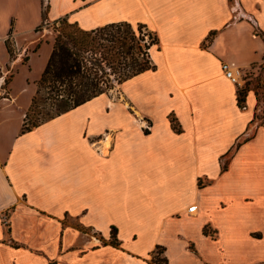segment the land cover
I'll return each instance as SVG.
<instances>
[{
  "label": "crops",
  "instance_id": "0c3cea01",
  "mask_svg": "<svg viewBox=\"0 0 264 264\" xmlns=\"http://www.w3.org/2000/svg\"><path fill=\"white\" fill-rule=\"evenodd\" d=\"M25 1L0 0V264H161L158 246L166 264H264V98L240 107L221 70L264 66V0H36L30 25ZM61 19L147 24L156 69L23 130Z\"/></svg>",
  "mask_w": 264,
  "mask_h": 264
},
{
  "label": "trees",
  "instance_id": "16d2710c",
  "mask_svg": "<svg viewBox=\"0 0 264 264\" xmlns=\"http://www.w3.org/2000/svg\"><path fill=\"white\" fill-rule=\"evenodd\" d=\"M58 22L61 23L60 34L55 38L53 52L37 82L38 92L43 88L49 91V98L55 103L56 112L34 122H30L27 114L23 130L36 127L114 89L115 80L119 85L141 72L156 69L150 50L159 43V38L145 23H138L136 29L133 24L122 21L84 30L77 23H70L66 19ZM71 28H76L77 32L70 30ZM7 46L12 56L14 50L10 42ZM97 52L100 53L99 58L86 56V53L96 55ZM247 93L248 90L238 89L240 107L245 106ZM35 100L36 96L33 104ZM170 121L175 131L181 132V126L174 116H170ZM116 232L117 229L113 226L110 239L112 244H118ZM204 232L210 233L208 226H205ZM164 261L166 264L165 258Z\"/></svg>",
  "mask_w": 264,
  "mask_h": 264
},
{
  "label": "rangeland",
  "instance_id": "374dc122",
  "mask_svg": "<svg viewBox=\"0 0 264 264\" xmlns=\"http://www.w3.org/2000/svg\"><path fill=\"white\" fill-rule=\"evenodd\" d=\"M37 5H38V1L36 0H26L25 3L22 4V8L21 7L20 9L15 8V5H12L11 8L12 10L16 11V13H18L19 16L25 19L24 21L27 25H30L40 19V14L37 10ZM48 5H49V0H42V7L45 12H46ZM45 17L46 16H44V18ZM45 25H46V21L44 19L42 22L41 29H43ZM50 26L54 34V37L56 38L60 34L59 30L61 29V23L56 22V23L51 24ZM133 26L135 29L137 28V24H134ZM70 30L77 32L76 28H71ZM86 56H90V57L96 56L97 58H99L100 53L97 52L96 55L91 54V53L89 54L86 53ZM37 69H38V66L36 70ZM7 78L8 77H5L4 79L5 83L8 82ZM239 81L241 82V85L239 86L240 89L242 90L255 89L257 93L259 94V98L260 99L264 98V66H262V68H259L258 71L247 70L246 73H244V81H241V79ZM109 91L110 92L114 91V92L110 93ZM109 91L108 92H109L110 97L114 96L115 93L119 91V86L116 80H115V88ZM48 92L49 91L47 89L43 88L40 90V92L37 93L35 103L34 104L32 103L33 105H31L29 112H28L30 122L39 121L43 118H48L49 116H52L55 114L56 105L53 102V100L49 98ZM260 114H262V112H260ZM170 116H174L176 118L175 114H171ZM176 120L179 123L177 118ZM144 124H145V128L148 131L151 124L147 121H145ZM204 181L206 182V180ZM85 231H88V230L85 229ZM153 259L160 261L161 264H165L162 248L157 247L155 249Z\"/></svg>",
  "mask_w": 264,
  "mask_h": 264
},
{
  "label": "built area",
  "instance_id": "2783aa9c",
  "mask_svg": "<svg viewBox=\"0 0 264 264\" xmlns=\"http://www.w3.org/2000/svg\"><path fill=\"white\" fill-rule=\"evenodd\" d=\"M221 70L223 72V77L226 81H229L231 83H235V84H239L240 83V79L242 77V75H244V73L242 74L241 71L231 67L228 63L223 62L221 64ZM4 85H5V80H3L2 84L0 85V88H2L1 90H4ZM3 94H5L3 92ZM197 209V204H192L189 207V211L193 212Z\"/></svg>",
  "mask_w": 264,
  "mask_h": 264
}]
</instances>
